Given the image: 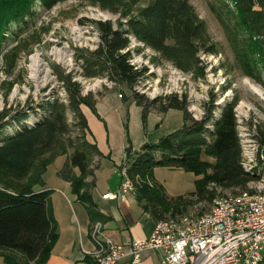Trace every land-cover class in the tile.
<instances>
[{"label":"trees","instance_id":"trees-1","mask_svg":"<svg viewBox=\"0 0 264 264\" xmlns=\"http://www.w3.org/2000/svg\"><path fill=\"white\" fill-rule=\"evenodd\" d=\"M58 1L0 0V61H6L8 57L7 48L3 47L8 37L12 38L14 47L20 46L26 54L31 51L26 38L17 37L19 29L34 13L37 3L50 8ZM91 1L101 9L117 14V19L89 20L97 30L99 40L92 49L79 47L77 50V58L82 59V75L105 77L130 90L131 99L141 106L143 124L151 109L161 113L169 108L182 111L183 122L178 129L161 135L155 142H144L136 151L132 149L124 123L125 176L133 184L143 209L157 221L167 218L169 211L171 217L177 216L178 206L184 201L182 194L169 196L163 184L156 181L153 170L157 166L195 173L198 177L190 194L196 200L212 202L217 187L238 188L239 191L246 189L247 183L254 180L257 174L241 165L236 96L220 106L216 115L214 108L217 106L214 97H211L204 104L202 115L197 118L188 110L186 94L172 92L148 98L135 89L146 68L136 67L131 62L132 38L182 70L200 71L203 68L200 54L217 51L204 23L188 1ZM232 1L264 59V0ZM39 41L41 36L37 34L31 44ZM52 68L65 87L67 102L59 98L46 100L41 104L43 116L30 126L23 122L28 117L25 110L13 112L10 107L0 110V132L7 118L18 123L16 131L0 141V247L17 251L35 264H45L58 237L51 191L36 189L37 185H43L42 174L57 155L65 154L66 159L56 174L70 182L72 192L87 209L91 223L107 219L95 209L92 201L89 191L92 178L90 182L84 180L93 175L96 163L93 165L91 162L101 153L94 143L85 138L88 126L80 106L85 104L95 112L96 97L90 92L82 93L80 83L73 79L71 73L54 64ZM120 94L123 96L122 92ZM68 109L75 117L73 128L80 130L75 138L70 136L72 124L67 122ZM74 168L78 169V173ZM82 260L83 264H96L89 254Z\"/></svg>","mask_w":264,"mask_h":264},{"label":"rangeland","instance_id":"rangeland-1","mask_svg":"<svg viewBox=\"0 0 264 264\" xmlns=\"http://www.w3.org/2000/svg\"><path fill=\"white\" fill-rule=\"evenodd\" d=\"M187 1L204 23L217 51L200 54L203 66L200 71L182 70L132 38L131 62L136 67L146 68L143 77L135 84V89L148 98L172 92L186 94L188 110L197 118L202 115L203 106L211 97H214L217 106L214 108L216 115L220 106L236 96L237 132L254 141L257 152L264 156V59L254 37L242 24L232 0ZM90 19L115 21L117 14L101 9L91 0H60L50 8L39 3L35 5L34 13L28 17L26 24H22L17 36L26 38V42L32 47L31 51L26 54L20 46L14 47L10 37L3 44L7 48L5 51L8 57L6 61H0V110L4 107H10L13 112L25 110L28 117L23 122L30 126L43 116L41 104L46 100L59 98L67 102L65 87L53 72L54 64L72 74L73 79L80 83L82 93L90 92L97 97L107 90L116 92L122 98L120 111L126 122L128 113L123 98L131 99L130 90L105 77H85L81 73L82 59L77 58L78 48L92 49L99 40L98 32L91 25ZM37 34H40L41 41L31 44ZM32 54L40 59L34 75H31L30 68ZM8 84L11 85L9 90ZM66 116L69 125L72 124L70 136L75 138L80 130L73 128L74 114L68 109ZM163 119L158 131L178 129L183 122L182 111L171 108ZM149 120L152 125L158 121L155 119L151 122L148 118V122ZM17 124L13 119L7 118V123L0 132V141L15 132ZM124 136L126 138V133ZM91 163H96V157H93ZM153 174L154 178L159 179L155 178L156 181L165 185L169 196L183 195L184 201L179 202L177 216L195 217L210 208L211 202L196 200L190 194L195 187L194 180L198 177L195 173L180 168L157 166ZM84 180L90 182L91 175ZM237 191L238 188L219 187L216 193L229 194ZM170 216L172 214L169 211L167 217ZM91 256L96 262V256ZM0 264H35V261L26 259L17 251L0 247Z\"/></svg>","mask_w":264,"mask_h":264},{"label":"crops","instance_id":"crops-1","mask_svg":"<svg viewBox=\"0 0 264 264\" xmlns=\"http://www.w3.org/2000/svg\"><path fill=\"white\" fill-rule=\"evenodd\" d=\"M121 99L116 92L107 90L96 97L95 112L85 104L80 107L88 126L85 138L94 143L101 153L96 157L89 191L95 209L107 217L102 222L103 233L117 243L129 244L132 240L147 239L156 221L143 209L134 189L118 190L120 182L125 178L122 169L127 165ZM124 103L128 113L127 132L134 151L144 142H155L162 134L172 131H158L160 123L171 108L163 113L151 109L143 125L141 106L132 99H126ZM152 112L156 114H151ZM148 118L151 122L160 119L152 125ZM65 159V154L57 155L42 174L43 185L36 186V189H50L51 205L57 221L58 237L45 264H83V257L89 254L86 251L92 249L91 221L87 209L72 192L70 182L56 174ZM74 170L78 173L77 168ZM107 193L115 195L107 196ZM141 259L142 264H160L159 252L154 249H144ZM116 264L131 263L129 257L125 256Z\"/></svg>","mask_w":264,"mask_h":264},{"label":"built area","instance_id":"built-area-1","mask_svg":"<svg viewBox=\"0 0 264 264\" xmlns=\"http://www.w3.org/2000/svg\"><path fill=\"white\" fill-rule=\"evenodd\" d=\"M261 159L264 156L259 152ZM125 174V168L122 169ZM133 184L125 177L120 191L132 190ZM114 196L115 193H107ZM217 202V211L208 212L203 219L179 223L157 220L150 236L132 240L129 244L115 242L103 233V244H93L87 253L96 256L101 264H116L128 256L131 264H142L141 252L154 249L159 252L160 264H264V195L246 196L243 202ZM106 246V254H96V247Z\"/></svg>","mask_w":264,"mask_h":264},{"label":"bare ground","instance_id":"bare-ground-1","mask_svg":"<svg viewBox=\"0 0 264 264\" xmlns=\"http://www.w3.org/2000/svg\"><path fill=\"white\" fill-rule=\"evenodd\" d=\"M39 60L40 59L36 54L30 55L31 75H34L36 73ZM45 75H47V70H45ZM238 128L240 127L238 126ZM237 133L239 135L241 146V165L245 170L255 171L257 174L256 178L254 180H250L247 183L246 189L229 194L217 193L211 202L210 208L208 210H205V212L199 214L198 216H170L164 219H160L161 221H163L164 223H179L180 219V228H187V221L196 222L203 219L205 215H208V212L217 211V202H214L216 200L224 202V204H233V202H243L246 196L259 198L261 197V195H264V159H261L259 152H257L258 149L254 141H251L249 138L242 137L239 131ZM127 181L131 182L128 178ZM218 188L219 187H217L216 189L218 190ZM98 230L99 223L98 220H96L90 228V238L93 244H103V237L99 235ZM96 254H106V246L96 247ZM96 264H101V260L96 259Z\"/></svg>","mask_w":264,"mask_h":264}]
</instances>
